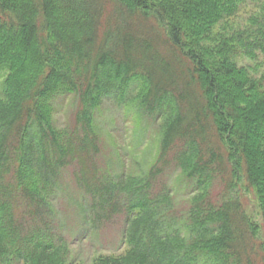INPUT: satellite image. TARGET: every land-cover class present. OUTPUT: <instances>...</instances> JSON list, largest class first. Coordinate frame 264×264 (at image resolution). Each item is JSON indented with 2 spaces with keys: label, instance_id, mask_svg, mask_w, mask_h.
<instances>
[{
  "label": "trees",
  "instance_id": "1",
  "mask_svg": "<svg viewBox=\"0 0 264 264\" xmlns=\"http://www.w3.org/2000/svg\"><path fill=\"white\" fill-rule=\"evenodd\" d=\"M240 56L264 59V0H0V264H76L54 203L70 166L93 229L125 220L126 252L91 264H264V72ZM107 102L158 124L148 170L100 173Z\"/></svg>",
  "mask_w": 264,
  "mask_h": 264
},
{
  "label": "rangeland",
  "instance_id": "2",
  "mask_svg": "<svg viewBox=\"0 0 264 264\" xmlns=\"http://www.w3.org/2000/svg\"><path fill=\"white\" fill-rule=\"evenodd\" d=\"M251 13V11H249ZM247 16V14H245ZM247 17H237L236 23L244 22ZM241 66H247L260 75L264 72V59L258 61L247 57H237ZM257 68V69H254ZM6 69L0 68V92L6 76ZM72 97L56 101V120L59 125L66 124L75 109ZM118 107L107 102L97 114L101 137L99 166L101 174L117 176L122 173H140L152 165L159 151V129L157 123L133 110ZM143 116V115H142ZM75 166L65 170L60 188L55 195L58 223L71 242V250L76 264H91L96 256L120 255L126 252L123 232L125 220L120 215L106 221L103 227L93 229L91 224L95 212L91 199L81 190L76 181ZM178 171L170 173L169 185L173 188L178 206H184L189 199L191 185L179 178ZM247 195V209L254 214L257 211V199L254 192L244 191ZM261 222L260 217L257 218ZM23 264V263H21Z\"/></svg>",
  "mask_w": 264,
  "mask_h": 264
}]
</instances>
